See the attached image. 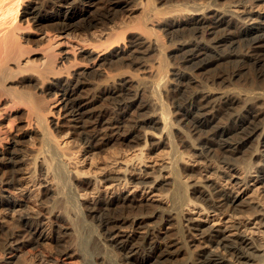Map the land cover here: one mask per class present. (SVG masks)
I'll use <instances>...</instances> for the list:
<instances>
[{"label":"bare ground","instance_id":"bare-ground-1","mask_svg":"<svg viewBox=\"0 0 264 264\" xmlns=\"http://www.w3.org/2000/svg\"><path fill=\"white\" fill-rule=\"evenodd\" d=\"M185 1H175L173 10L168 11L172 16L170 19L167 15L159 17L154 0H146L143 8H148L149 12L144 16L150 27L140 23L129 26V22L127 25L123 21L125 25L121 24L123 27L120 29L114 25L115 28L108 30L105 26L111 25L116 12L128 2L0 0V210L16 207L17 203L10 198L16 194L14 190L25 176L35 187L38 185L32 192L37 193V198H51L50 206L46 200L47 209L19 218L12 228L0 232V264H29L27 262L33 260L30 256L35 255L36 250L43 251L48 241L45 234L47 224L55 225L49 229L53 238L49 240L51 243L48 242L54 245L55 251L43 253L41 264H121L116 254L120 255L122 264H164L175 245L166 240L167 235L166 238L159 235L156 225H149L153 219L157 226L171 225L179 234V239L173 244H179L181 250H190L192 241L189 239L197 235L209 245L210 249H204L203 244L198 243L196 250L199 248L200 251H188L189 257L184 264H264V251L263 255H256L258 250L252 240L240 237L228 241L213 229L204 231L206 229L192 226L191 219L184 214V207L190 204H199L207 210L235 211L238 201L231 190L220 188L215 181L187 182V177L190 179L200 174L188 166L186 158L189 155L232 166L236 151L252 145L254 159L257 156L264 159V121H259L264 111L257 109L262 107L258 106L260 102L264 103L263 81L259 82L263 85L254 80L229 90L216 87L218 79L215 77H212L211 84H203L196 78L198 72L218 61L238 59L239 63L246 65L250 56L251 61L262 62L260 52H264V25L257 23L258 18L240 16L230 8L207 10L194 4L186 5L188 1ZM245 2L252 3V0ZM92 6H95V11L90 9ZM191 8L192 13L200 12V15L183 20ZM162 22L158 30L152 28ZM99 24L108 30L105 33L107 41L98 40L100 43L96 49L91 54L87 53L90 60H83L87 57L84 55L78 59L74 54L78 51L77 46L70 44V35L78 29L89 34L91 28ZM133 29L136 32L140 30L141 34L126 44L128 31L133 32ZM183 31H187L190 37L180 40L176 53H181V64L178 68H171L174 65H170L168 59L178 55L169 56L162 37L168 35L172 41ZM84 46L81 43V48ZM91 48L93 50L94 47ZM150 52L157 54V66H145L146 73L135 82L121 77L124 68L144 64L141 59ZM35 54L38 56L34 57ZM104 65L120 73H106L109 70L107 66L106 71L102 68L100 71ZM92 74L101 78L104 74L106 76L103 81L98 78L100 82L92 78L96 81L93 80V86L88 83ZM227 77H230V82L233 80L231 73ZM192 85L196 88L190 89ZM88 86L94 87L93 93L85 96L83 93L89 92ZM146 92L155 100L154 111H150L153 105L143 100ZM59 93H62L61 98ZM89 99L92 103L96 99H107L112 108L99 111L88 104ZM243 101L245 106L242 105L240 112L232 110ZM61 112L64 122L54 118V114L60 115ZM134 114L140 115L132 118ZM219 115L226 117L221 121ZM69 134L74 138L72 144L62 139ZM159 145L170 148V156L165 150L169 161L151 173L141 169L144 174H151L147 180L137 179L133 175L135 168L131 169L129 164L123 174L106 175L104 172L103 177L96 176V171H92L95 174L88 170L91 174L84 173L77 165L73 169L70 167L71 163L74 166L79 164L83 149L104 150L113 146L123 152L134 148L138 163L145 164L147 149ZM252 160L251 165L256 161ZM219 173L215 171L218 176ZM261 173L264 181V169ZM165 174L169 175L168 179L158 182ZM38 176L43 177V181H37ZM108 182L115 184L116 191L133 185L144 190L155 188L163 191L164 195L166 192L165 198L164 195L161 198H167L169 207H163L167 208L163 212H150V215L133 213L128 203L134 200L121 193L111 200L98 199L92 206L83 201L88 193L86 186L94 184L98 187ZM48 183H52L51 187H42ZM89 219L98 222V228H103L101 235L95 234V226ZM141 225L146 230L140 240L134 233L123 231L125 227L135 229ZM62 240L65 245L61 244ZM212 248H221L224 254ZM251 261L253 263H249ZM30 264H34L33 261Z\"/></svg>","mask_w":264,"mask_h":264},{"label":"rangeland","instance_id":"rangeland-1","mask_svg":"<svg viewBox=\"0 0 264 264\" xmlns=\"http://www.w3.org/2000/svg\"><path fill=\"white\" fill-rule=\"evenodd\" d=\"M121 1L128 2L129 4L128 5H125L126 3L123 4V6L120 9L122 14L120 11L116 12L117 14H116L115 20H117V21L114 20L111 23V25H110V23L108 25H106L105 27L108 28V30H109V28H113V27L115 28V26L116 27L118 26L117 28L123 27L121 25V24H123V21L127 22V23L124 22L127 25H129L128 24V22H129L130 23L129 26H135L134 24H136V26H137L138 25L137 23H140L139 25H147L148 24L149 27L151 26L150 23L145 21V19H146L145 16L149 12L148 8H145V7L143 8V6H144L143 3L146 0H136V1L135 0L134 1L133 0H121ZM129 1L130 2L132 1V2L130 3ZM160 1H162V0H154V3L157 5V8L159 9V13H160L159 17H163V15H167V16H169L168 18H170V17L172 18L171 13H169L168 11L169 10L172 11L174 6H175L173 4H176L177 1L180 2L182 0H173V1L168 0L170 2H167L165 0L162 3ZM186 1H188L186 5H188V3L190 4V6H192L194 4L195 6H199V7H202L203 9H207V10L208 9H217V8H219V9L220 8H222V9L223 8H230L231 11L235 12L236 14H239L240 16L245 17V16L249 15V16H252L253 18H258L257 23L264 25V0H256V1L252 0V3L245 2V0L244 1H242V0L241 1L240 0H233V1L232 0H229V1H225V0H186ZM97 3H98L97 5H100V2H97ZM172 5H173V7H172ZM123 7H124V9H123ZM162 7H163V9H162ZM90 9L95 11V6L94 7L92 6V8L90 7ZM222 9H220V10H222ZM192 11H193V9L191 8V11H189L190 13L187 12L186 13L187 17L184 16L183 20H186L187 18H192V17H196V16L200 15V12L199 13H196V12L192 13ZM167 16H164V18L165 17L167 18ZM119 17H120V19H119ZM116 22L118 24H116ZM143 23H145V24H143ZM163 23L164 22H162V23H160L157 26H154L152 28H154V30H156V29L158 30V27L160 28ZM125 24H123V25H125ZM102 26H103V24H99L98 26L91 28V30L89 31V34H86V32L82 29H78L70 35L69 40L72 41V42H70V44H74L75 46H77L76 49L79 51V52L76 51L77 54L74 53L76 56H78V59H82V57L84 55V57L85 56H87V57H85L86 59L83 57L84 58L83 60H86V61L90 60L91 59V57L89 58V56L91 54L90 52L94 51L96 49L95 46L97 44L99 45L100 42H98V40L101 41V39H102L101 42L107 41L106 40V38H107L106 34L108 33V30H106L104 26H103L104 27V29H103ZM131 31L132 30L128 31V34L126 36V40H125L126 44L127 43L129 44V42L131 40H133L139 34H141L140 30L137 31L140 33H137L136 29H133V32H131ZM188 34L189 33L187 31H183L181 34L178 33L177 34L178 37L172 41L169 39L168 35H166V36L163 35L162 41L168 48L167 53H169V56H172V55L175 56V54L178 55L175 57H171L172 60H171V58L168 59L170 62V65H174V66H170L171 68H178L179 65L181 64L180 59H179V55H181V53H179V54L176 53V49L178 48L180 40L184 39L185 37H186V39H188V37H190V35H188ZM63 36L68 37L69 35H63ZM151 37L154 38L155 35H154V37L151 35ZM83 38H84V40H83ZM86 39L89 42H87ZM84 41H86V43ZM92 42L94 43V46H91V44H93ZM77 43L78 44L80 43V45L78 46ZM81 43L83 44V46L84 45H86V46L81 48ZM87 43L90 45L88 46ZM91 47H94L93 50ZM84 48H86V49H84ZM87 53H90V54H87ZM151 54H154L155 57L153 58V55H151ZM260 54H261L260 59L263 60L260 63H255L254 61H251L250 56L247 59L248 61H247L246 65H242L241 63H239L238 59H235V60L231 59L230 61H218V62L214 63L213 65H211L209 68H206V69L198 72V74H196V78L200 82H203V84H206V83L211 84L212 77L213 78L215 77L216 79H218L217 83L215 84L216 87H221L222 89H229V90H233L234 89L233 87L236 88V86H241L243 84H246V83L254 81V80L258 84H261V83L264 84V56H263L264 52H260ZM37 56L38 55H36V54L34 55V57H37ZM80 56H82V57L80 58ZM148 56H149V58H148ZM157 57H158L157 54L150 52L148 55L145 56L144 59H141L145 65L143 63H141V65L135 64V66H133L134 65L133 64L130 67H126V68H124V74H122L123 76H121V77L122 78L124 77L127 79H132L133 82L137 81L138 77H142V76H144L143 74L146 73V70L144 68L145 66L150 67L153 65H155V66L158 65L159 61H158ZM151 58H153V59H151ZM145 59H147V60H145ZM173 62L175 64H172ZM142 64L144 66H142ZM106 66L107 65H104V67L101 66L100 71H103V70L106 71L105 68H107V67L109 68V66H107V67ZM139 66H141L142 68ZM130 68H131V70H130ZM110 69L111 68H109V70ZM109 70L106 71V73H109V74L110 73L112 74V72L116 73V71H114L113 69L110 71ZM142 70L143 71L145 70V71L142 72ZM231 71L232 72L235 71L236 72L235 74L238 73V76H235V74H232ZM128 72H129V74H128ZM119 73L120 72L118 71L116 73V75H118ZM122 73H123V71H122ZM228 73H231V75H232V78H233V80L231 81L232 83L229 80L230 77H227ZM93 74H95V73H93ZM93 74H92V77L90 76L91 78L89 79V81L88 80L87 81H88V83H92L94 86L95 83H93V80L97 79L96 81L100 82L99 79L101 77L93 76ZM222 74L225 75L223 78H220V79L217 78V76L219 77ZM256 74H257V76H256ZM197 75H199V76H197ZM105 76L106 75L104 74V77H102L101 80L102 79L104 80ZM92 78H94V79H92ZM133 79H135V80H133ZM95 80H94V82H96ZM261 80L263 82H261ZM259 82H261V83H259ZM92 84H90V85H92ZM263 84H261V85H263ZM93 86L90 87L91 90L88 86L89 92H84L83 94L85 96H87V93L92 94L93 93L92 91L94 89ZM95 87H96V85H95ZM193 87L196 88L194 85H192V87H190V89H193ZM224 87H226V88H224ZM61 94L62 93H59V98H61V96H60ZM48 96L49 95H47L46 97L50 98V96L49 97ZM88 96H89V94H88ZM143 100H145L147 103L150 102L149 104H152V105H153V103H155V100H153V98L150 97L149 92L148 93L146 92L144 94ZM151 100H153L154 102ZM90 101H92V100L89 99L88 104L91 107L94 105L96 107V109L99 111L100 110H107V109L110 110V108H112L111 102L108 101L107 99L106 100L105 99H99V100L96 99L94 101V103H92L93 101L92 102H90ZM104 101H106V102H104ZM61 102H62V100L59 101L60 104H61ZM102 102H103V105H102ZM242 103H244V101L239 103V104H236L232 108V110L235 112H240V110H242L243 106H245L244 105L245 103L244 104H242ZM98 105L102 106V107H99ZM258 106H262V107H257L258 110L264 111V103L262 104V102H260V104ZM91 107H89V108H91ZM103 107H105V109ZM106 107H108V108H106ZM151 107H150V111H152V110L154 111L155 106L153 105ZM98 108H101V109H98ZM172 108L174 109V107H172ZM138 115H140V114H134L132 118H136ZM61 117L64 118L63 112H61L60 115L54 114V118H57V119H59V121L64 122L63 118H61ZM225 117H226V115L225 116L219 115L218 119L219 120L222 119L221 121H223L225 119ZM259 121H262V122L264 121V114H262L260 116ZM217 122H219V121L216 120V123ZM66 125H68V124H66ZM155 132H156V134H158L157 133L158 131H155ZM62 139L67 140V141H71V142H69L70 144H72L74 141L73 140L74 138H71L70 134L68 137L63 136ZM248 146L241 148L238 152L236 151V153L234 154V158L236 160L233 158V160H234L233 162L235 164L232 163V166H229L228 164H225V163H221V161H220V164H221L220 165V164H218L219 163L218 161H217L218 162L217 163L216 161L214 162V160L212 159L213 162H211V159L210 160L204 159L203 157L198 158L197 155L196 156L193 155V157H192V155H189L190 157L188 156L186 158L187 164H189L188 166H190V168H192L193 171L196 170L195 172L200 173L199 175L197 174L196 177L190 178L191 180L187 177L186 178L187 182L193 183L194 181H196V180L200 181L201 179H203L202 181L209 182V183L215 181L219 184L220 188H222L224 190H231L234 193V195L238 197L237 198L238 201L236 203L237 208L235 209V211L231 210L228 212H222L220 210H215L213 208L207 210L199 204H195V205L190 204L189 207L188 206L184 207V214L187 216V218L191 219V225L192 226L197 227L198 229H201V230L206 229L204 231H207L208 229L209 230L213 229V231L214 232L216 231V233L220 232V234L224 238H226L228 241H230V240L234 241L240 237H243L244 239H247L248 241L252 240V242L254 243V246L258 250L256 255L261 256V254L263 255V253H264L263 252L264 251V181L261 178V174H262L261 170L264 169V166H263L264 159L257 158L258 156L255 157V159H254V156H253L255 154L254 148L252 147V145H248ZM114 148L115 147L113 146L112 149H114ZM112 149L107 148L104 150L99 149V150H93V151H89V149H88V151H87V149L86 150L83 149L81 151V154L79 155L80 156L79 164H75V166H74V163H71L70 167H71V169H73L77 165L79 168H81L82 172H84V173H90L92 171H94V172L96 171L95 173H97V174H95L93 172L92 173L95 174L96 176L100 177V175H101V177H103L104 172H105V174L106 173L107 174L112 173L110 175H115L116 173H118V175L123 174L125 171L126 165L129 164L131 166V169L135 168L136 171H134L135 173L133 172V175H135V177L137 179L147 180L151 177L150 176L151 174H144L143 172H141V169L144 168V169H146V172L148 171L151 173V171H155V170L163 168L167 164L166 162L169 161V159H167L166 156H168V155L170 156L169 153L171 151L169 147L162 146V145L161 146L160 145L155 146L154 148H152V149L150 148L149 150L147 149L148 158L145 160V164L142 163L143 164L142 165L140 163V161L138 163V160L135 158V155H134L135 149L134 148H132V149L127 148L128 150L124 151L125 153L123 151L117 149V148L114 150H112ZM165 150H166V152L168 151L167 152L168 155L165 153ZM117 151H119V152H117ZM96 153H97V155H96ZM115 154H116V156H115ZM190 154H192V152ZM252 158H253L252 161L256 160L253 165L250 164V161ZM115 159H117V160H115ZM166 160H168V161H166ZM206 160H208V161H206ZM118 162H120V163H118ZM87 170L90 172H88ZM216 170H218V172H221V173H219L220 177L218 176V174H215ZM102 173H103V175H102ZM25 177L19 182V185L17 186L16 190H14V193H16L15 195H17L18 197H16L15 195H11V198H10L11 200H13L14 202L17 203L16 207L15 208L11 207V210L10 209L0 210V232H2V233L6 232L9 228H12L14 226V223H16L17 220H19V218H23L25 216L35 215L36 212L37 213L39 212V210L42 211L45 208L47 209L48 208L47 207L48 202L50 203L48 206L51 205V200H50L51 198H49V199L46 198V200H49L48 202H46V200H43L45 198H37V196H36L37 193H35V192L32 193L33 191H35L38 188V185H36V187H35L33 185V183L31 182V180L28 179L27 176H25ZM168 177H169V175L165 174V177H164L165 179L164 178L159 179L158 182L159 181L163 182L166 180V178L168 179ZM199 177H201V178H199ZM38 180L43 181V177L38 176L37 181ZM108 183L109 184H107V183L106 184H100V186L97 185L98 187H96L94 184L91 186L90 185L86 186V187H88V193H87L88 198L87 197L82 198V199H84L83 201L86 202V204H88L89 206H92V205H94L93 203H95V201L98 199L111 200V199H113V197H115L116 195L121 193V194H125L126 196H128L134 200L132 203H128V205L130 206V209L132 208L131 210H134L133 213H143L145 215H150L152 212L153 213L154 212L155 213L156 212H163L164 209H167L169 207L168 206L169 202H168L167 198L164 199L166 196V192L164 195V192L161 190H157L155 188H151L150 190L149 189L144 190L140 186L135 187L133 185H128L126 187V189L123 188L121 191L118 190L119 191L118 192L114 188V186H115L114 183H110V182H108ZM46 185L51 187L52 183L51 184L50 183L44 184V185H42V187L44 188ZM101 185H103V186H101ZM28 187H30V188H28ZM163 195H164V198H161V197H163ZM42 200L47 204H43L44 202H41ZM166 202H167V204H166ZM161 206H162V208H161ZM163 207H167V208L163 209ZM89 220H90L89 221L90 224L95 226V229H96L95 234L97 235V233H98L101 235L104 231L103 228L97 227V225L99 224L98 222L93 221L91 219H89ZM45 222L47 223V221H45ZM155 222H156V224H155ZM150 223H149L150 226L156 225V231L159 233L160 236L166 238V235H167L166 240L168 242L171 241L172 246L175 245L173 247L171 246L172 247L171 248V256L168 260L165 261L166 264H184V263H186V259L189 257L188 251L189 252H193L192 250H194V252L200 251L199 248L196 250V247H198L197 244L200 242H201V244H203L202 247H204V249H210L208 244H204V239L200 238L199 235H197V236L192 237L193 240H192V238L189 239L190 240L189 242L192 241L190 243V245H191L190 250L187 251L186 248H185V250L184 249L181 250L179 244L178 245L173 244V242H176L179 239V236H178L179 234H177V232L172 229L171 225L164 223L160 226H157V221L155 219H153ZM187 224L188 223L186 222L185 225H187ZM54 226L55 225H53V224L52 225L47 224L45 226V228L47 227L46 230H48V231H45V234L47 233L46 234V236H47L46 241L47 240L48 241L46 242V245L44 244V248L42 249L43 251H41V252H39L40 250H38V252H36L37 250L35 251V255H36V253H38L37 254L38 256H35L33 254H32L33 256L32 255L30 256V259H32V257H33L32 261L34 264L40 263L39 261H40L41 257H43V256H41V255H43V253L47 254V252H49V251H50L49 253H51V251L52 252L55 251L54 250L55 247L53 248L54 245L52 246V245L48 244V242L51 243V241H49V240H51L53 238V233L50 232V230H51L50 227L53 228ZM141 226H137V228H135V229L125 227L123 229V231L126 230L125 232H127V233H131V234L134 233L136 235V238H138L140 240L143 236L142 234H144L145 230H146V228L144 226H142V227ZM143 228H144V230H143ZM168 228H169V230H168ZM193 229H195V228H193ZM173 232H175L176 234L175 233L173 234ZM169 234H172V235H169ZM201 239H202V241H201ZM61 244L65 245V242L62 240ZM49 246H52V247H49ZM193 246H195V248ZM176 248H178V249H176ZM39 249H41V248H39ZM56 249H57V247H56ZM213 249H214V251L216 250L218 253L224 254V251L221 250V248H218V249L212 248V250ZM259 250H262V251L259 252ZM113 252H114L113 254L115 255L116 254L115 250H113ZM45 254H44V256H45ZM115 256H116L117 261L119 263L121 262V264H122L123 260L120 259V255H118L119 257L117 256V254ZM34 258H36V259H34ZM32 261L29 260V262H27V263L30 264ZM150 263H153V262H150ZM150 263H148V264H150ZM249 263H253V261H251ZM123 264H124V262H123Z\"/></svg>","mask_w":264,"mask_h":264}]
</instances>
